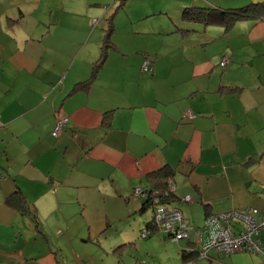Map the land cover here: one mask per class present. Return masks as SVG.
<instances>
[{"label": "crops", "instance_id": "obj_1", "mask_svg": "<svg viewBox=\"0 0 264 264\" xmlns=\"http://www.w3.org/2000/svg\"><path fill=\"white\" fill-rule=\"evenodd\" d=\"M253 3L264 0H0V264H68L83 236L72 222L90 229L109 214L128 220L150 208L141 222L153 241L158 207L179 209L193 228L212 212L264 217V15L225 17ZM189 9L217 21L183 20ZM109 23L105 58L77 89ZM146 59L152 70H141ZM58 109L68 123L55 138ZM166 170L172 196L143 209L133 188L157 189ZM15 192L25 206L8 201ZM108 201L117 211H105ZM195 235L164 242L147 264H188ZM127 240L107 244L111 264L123 262ZM208 255L195 263L264 264Z\"/></svg>", "mask_w": 264, "mask_h": 264}, {"label": "built area", "instance_id": "obj_2", "mask_svg": "<svg viewBox=\"0 0 264 264\" xmlns=\"http://www.w3.org/2000/svg\"><path fill=\"white\" fill-rule=\"evenodd\" d=\"M95 21L93 19L92 22ZM228 62V58L223 57L220 64L223 66ZM141 70H152L148 59L144 60ZM54 116L55 126L51 135L57 138L67 125L68 116L60 109L54 112ZM186 117L190 118L191 115L186 113ZM133 195L142 199L146 198V188L135 187ZM182 200L190 201V198L184 196ZM154 213H156L154 216L155 226L167 235L172 234L176 239H186L189 231L195 229L197 242L200 244L195 259H207L210 251L224 256L229 253V250L230 252L251 251L258 255H264V246L259 239V234L264 230V217L257 219L259 212L256 208H249L245 212L230 210L209 213L204 219L205 223L199 228L189 225L177 208H157ZM142 235L144 236V232ZM195 259L189 261V264H196Z\"/></svg>", "mask_w": 264, "mask_h": 264}, {"label": "rangeland", "instance_id": "obj_3", "mask_svg": "<svg viewBox=\"0 0 264 264\" xmlns=\"http://www.w3.org/2000/svg\"><path fill=\"white\" fill-rule=\"evenodd\" d=\"M223 66H225V64ZM131 194L133 195V190ZM102 207L105 209V211L108 212L112 210L117 211V206L114 204V202L108 201L106 202V204L102 205ZM150 212H151L150 208L146 209V211L143 213L136 212L134 215L130 216L128 220L126 218V215L123 214L121 216H119L118 214H109L112 217V219L107 220L106 218H104V222L98 217L96 218V220L87 222L90 226V229H88L87 227H83L81 229L82 222L75 223V221H73L71 225L73 234H82L83 236H78L77 238L79 239V241L76 240L75 242L76 247L70 248L67 254V256L69 257L68 264H77L81 260L82 261L84 260L85 264H111L110 256H112V254L110 252V254L108 255L107 252H109L110 250L107 244L110 243V241L113 239L114 240L128 239L127 242H125L124 245L121 248H119L120 254L123 255V262H120L119 264H123V263L136 264L135 262L137 260L140 261V263L142 264L145 263L147 264L148 256L151 255L154 251H155V255H157V251H159V249L161 248H164V242L170 244L169 242L171 241L175 243L181 241V239L174 238L172 234L167 235L165 232H163V230L155 226L154 216L156 213H153L152 225L154 226L153 229H158V231L156 232L157 233L156 238L158 239V241H153L152 238L153 236L151 238L148 237L150 232L148 228L144 227L143 225L145 221L142 223L141 219H143L144 216L148 218ZM138 219H139L138 228L136 231L133 232L132 229H134ZM149 220H151V218ZM204 223L205 221H203V224ZM141 228L143 229L140 230ZM192 231L193 230H190L188 233V237L182 240L189 239L190 233ZM143 232H144V236L142 235ZM162 234L164 235L165 238H167V240L163 239L164 237ZM131 235L132 236L135 235V237H132ZM167 249L170 253L176 255L175 249L172 247V245H169ZM226 249L229 250L228 248ZM228 252L229 253L226 254L225 257L232 255L236 252L248 253L258 256L256 252L252 253L251 251L230 252L229 250ZM221 255L224 256L223 254ZM262 256L264 257V255ZM116 261H117L116 257L113 256L112 264H116Z\"/></svg>", "mask_w": 264, "mask_h": 264}, {"label": "trees", "instance_id": "obj_4", "mask_svg": "<svg viewBox=\"0 0 264 264\" xmlns=\"http://www.w3.org/2000/svg\"><path fill=\"white\" fill-rule=\"evenodd\" d=\"M251 12H254L252 17L255 16L254 14L264 15V3H253V4H249L245 7L236 9V10L228 11V12H226L227 15L225 17L228 20V22L231 23L232 21H234L236 19H242V18L249 17V16H247V13H251ZM181 18L183 20H186V21H196V20L200 21L201 20V21H205V23H213V22L217 21L216 19L210 18V17L209 18L205 17L203 19L200 11L195 12V11H192L191 9L185 10L182 13ZM96 22H97V20L95 22H93V24H95ZM111 33H112V28H111V25L109 23L108 28L105 32V36L103 38V45L101 48L100 58L95 63V65L93 66L91 78L87 81L77 83L75 86L77 89L86 88L89 85V83L91 82V80L95 77L97 68L101 65V63L103 62V59L105 58L107 47H110L109 44H110ZM54 118H55V116H54ZM54 126H55V124H54ZM169 174H170V172H168V170H166V172H164L162 174V178L160 179V181H163L165 183L163 185L156 186L157 189H154V187H152V186H146L145 187L146 192H147V196H146V198L142 199L143 200V205H142L143 209L147 206H150L151 208H156V205L158 206V204L167 202L168 198L172 196L173 193L170 191V183L171 182L169 181ZM137 187H140V186H137ZM155 198H156V200H155ZM11 200L15 201L17 206H19V207L25 206L24 200L20 196L19 192H15L12 196H10L8 201L11 202ZM158 208H162V207H158ZM147 225L154 228V226L152 225V220ZM197 228H199V227H197Z\"/></svg>", "mask_w": 264, "mask_h": 264}]
</instances>
